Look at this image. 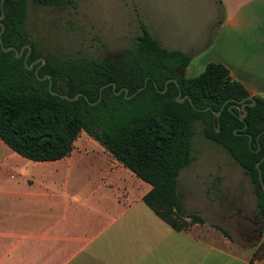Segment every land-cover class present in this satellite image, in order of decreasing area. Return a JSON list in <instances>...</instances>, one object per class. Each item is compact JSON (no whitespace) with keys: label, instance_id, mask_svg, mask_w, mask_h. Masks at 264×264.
Listing matches in <instances>:
<instances>
[{"label":"trees","instance_id":"1","mask_svg":"<svg viewBox=\"0 0 264 264\" xmlns=\"http://www.w3.org/2000/svg\"><path fill=\"white\" fill-rule=\"evenodd\" d=\"M33 1L75 4L74 0ZM5 2L8 5L1 34L4 46L12 44L14 31L20 35L24 32L26 11V0ZM36 56L32 42L30 57ZM43 56L45 61L39 60L34 66L40 63L39 76L50 75L51 90L70 96L80 91L91 101L98 97L99 90L101 96L93 104H85L82 95L74 99L58 97L50 93L47 77L38 78L34 67L24 66L22 55L16 57L12 50L0 48V139L10 148L32 160L59 158L69 153L73 138L83 129L150 184L142 201L172 228L180 230L205 221L196 210L184 208L176 190L178 171L190 160L189 140L193 122L198 120L202 135L221 145L249 176L254 192L253 216L260 218V227L264 220V189L257 187L255 161L264 153V131L256 138L264 127V98L254 95V104L244 106L246 125L241 129L243 121L237 117L241 111L228 105L233 102L231 98L240 99L248 92L223 64L209 61L197 74L184 75L191 53L161 45L142 22L132 45L124 48L114 62L89 56ZM176 69L180 96L186 93L196 107L209 108L197 109L187 97L175 100L178 87L174 81H168L164 91L159 90ZM144 77L143 87L130 96L124 97L122 89L114 92L123 85L130 94L143 84ZM110 81L115 83L113 88ZM223 102L215 116L212 109H219ZM247 133L251 135L249 144ZM257 145L259 148L254 150ZM259 167L264 181V158ZM210 224L231 238L222 225ZM258 248L263 250L257 252ZM253 252L264 254V237Z\"/></svg>","mask_w":264,"mask_h":264},{"label":"crops","instance_id":"2","mask_svg":"<svg viewBox=\"0 0 264 264\" xmlns=\"http://www.w3.org/2000/svg\"><path fill=\"white\" fill-rule=\"evenodd\" d=\"M206 1L216 29L198 49L202 66L220 62L264 98V0ZM194 54L184 75L200 62ZM149 188L83 129L67 155L46 160L0 139V264H264L253 252L264 220L254 244L241 245L210 224H220L216 206L196 203L188 209L205 221L177 230L142 201Z\"/></svg>","mask_w":264,"mask_h":264},{"label":"rangeland","instance_id":"3","mask_svg":"<svg viewBox=\"0 0 264 264\" xmlns=\"http://www.w3.org/2000/svg\"><path fill=\"white\" fill-rule=\"evenodd\" d=\"M74 2V6L48 5L26 0L23 30L31 37L37 55L112 59L132 45L142 22L162 45L195 53V60L200 62L186 75L197 74L203 68L204 57L198 49L216 29L214 20L209 28L206 26L205 15L211 10L206 0ZM200 127L195 120L189 140L190 160L176 176V190L183 206L187 210L196 203L208 210L216 206L221 217L218 221L231 239L237 244L252 245L258 237L260 218L253 216L254 192L249 176L221 145L205 138ZM262 250L258 248L257 252Z\"/></svg>","mask_w":264,"mask_h":264},{"label":"water","instance_id":"4","mask_svg":"<svg viewBox=\"0 0 264 264\" xmlns=\"http://www.w3.org/2000/svg\"><path fill=\"white\" fill-rule=\"evenodd\" d=\"M1 1H2V0H1ZM1 15H2V14H0V17H1ZM2 29H3V24L0 22V32H1ZM25 38L27 39V42H26L25 44H23L19 49H17L14 45H7V46H4V45L2 44V42H1V39H0V48H1L2 50H9V49L12 50L13 55L17 57V56H19V55L21 54L23 47L26 46L27 49H26V51L23 53V56H22V61H23L24 66H25L26 68H32V67H34V68H33V72H34V74H35L38 78L47 77V80H48V89H49L50 93H52V94H54V95H56V96H58V97L66 98V99H74V98H76L78 95H82L83 98H84V103H85V104H93V103H95L97 100H99V98H100V96H101L100 90H99L98 97H97L95 100H92V101L89 100V99H88V98H87L82 92H80V91H78V92H76L74 95L70 96V95H68V94H66V93L61 92L60 90H56V91L51 90V89H50V84H51V77H50V75H49L48 73H46V74H44V75H42V76H39V75H38V72H37L39 64H40V63H43V62L45 61V57H44L43 55H38V56L35 57L33 60H31L29 63H26V55H27V52L30 50V41H31V37H30L29 35H26ZM39 60H40V63H38V64H36V65L34 66V63H36V62L39 61ZM168 81H174L175 84H176V86L178 87L177 92H176V94H175V96H174V99H175V100H177V101H181V100H183L184 97H187L188 100H189V102H190V103L192 104V106H194L195 108H197V109H205V108H209L208 105H206V106H204V107H196L195 105H193L191 99L189 98V96H188L186 93L180 96V92H181V91H180L179 85H178L177 80H176V75H173V76H171V77L166 78L165 81H164L163 88H162V89H159L160 91H164V90H165ZM145 82H146V77L143 79V84L140 85V86H137L136 89H135L133 92H131L130 94H126V92H127V88H126L125 86L120 87V88L117 89V90H114V92H115V93H118V92L122 89V90H123V96H124V97H128V96H130L131 94H133L136 90L142 88L143 85L145 84ZM108 83H109V82H107V83H105V84H108ZM110 83H111L112 88H113V87H114V84H115L114 81H110ZM103 85H104V84H103ZM99 89H100V88H99ZM231 99H232L233 103L229 104V105H228V108H230V107H232V106H237V108L240 109L241 113L237 114V117H238L240 120L243 121V124L240 126V128L243 129V128L245 127V125H246L245 122H244V120H243V116L246 114V109H245L244 106H245V105H249V104H251V105L254 104V98H253L252 95H250V94H246L245 96L241 97L240 99H235V98H231ZM248 100H249V101H248ZM225 101H226V100H225ZM225 101H224V102H225ZM224 102L220 105L219 109H217V110H213V109H212V113H213L215 116H218V115H219L220 109H221L222 105L224 104ZM217 128H218V127H216V129H217ZM261 131H264V127H263V128L257 133L256 138L258 137V135L260 134ZM247 136H248V144H249V142H250V138H251V135H250L249 133H247ZM258 148H259V145H257V147L254 148V150H257ZM263 158H264V153L260 156L259 159H257V160L255 161V166H256V168H257V176H258V181H259L257 187H258L259 189H264V181H263V178H262V172H261V169H260V167H259V161H260L261 159H263Z\"/></svg>","mask_w":264,"mask_h":264},{"label":"flooded vegetation","instance_id":"5","mask_svg":"<svg viewBox=\"0 0 264 264\" xmlns=\"http://www.w3.org/2000/svg\"><path fill=\"white\" fill-rule=\"evenodd\" d=\"M7 5H8V3L7 2H5V0H0V14H2L1 15V17H0V22L3 24V19H4V12H5V9H6V7H7ZM4 30V24H3V29L1 30V32H0V39H1V34H2V31ZM14 33V35H15V38H13L12 39V44H9V45H14L17 49H19L23 44H25L26 42H27V39L25 38V36L27 35V34H25L24 32L20 35V34H18L16 31H14L13 32ZM1 42H2V39H1ZM3 44V43H2ZM7 46V45H6ZM26 46H24L23 47V49H22V52H21V54L20 55H22L23 56V53L26 51ZM31 50H32V40L30 41V50L27 52V55H26V59L28 58V57H30V53H31ZM122 55V52L120 53V54H118V55H115L114 56V58H109V57H107L106 59L108 60V61H110V60H112V62H114V60H116V59H119L120 58V56ZM38 56V55H37ZM36 56V57H37ZM34 58H32V57H30V61L31 60H33ZM177 73H179V70L178 69H176V73H173V75H177ZM172 75V76H173ZM145 78V77H144ZM120 87H123V85L122 86H120ZM57 88L58 89H60V85H59V83L57 82ZM233 103V102H232ZM231 104V103H230ZM234 107H236L237 108V106H234ZM237 110L238 111H240V109H238L237 108Z\"/></svg>","mask_w":264,"mask_h":264}]
</instances>
